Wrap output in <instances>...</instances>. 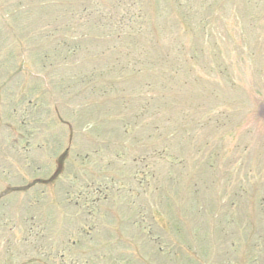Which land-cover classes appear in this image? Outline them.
<instances>
[{"label":"rangeland","instance_id":"obj_1","mask_svg":"<svg viewBox=\"0 0 264 264\" xmlns=\"http://www.w3.org/2000/svg\"><path fill=\"white\" fill-rule=\"evenodd\" d=\"M134 250L264 264V0H0V264Z\"/></svg>","mask_w":264,"mask_h":264}]
</instances>
